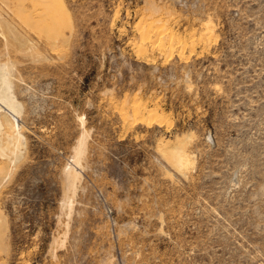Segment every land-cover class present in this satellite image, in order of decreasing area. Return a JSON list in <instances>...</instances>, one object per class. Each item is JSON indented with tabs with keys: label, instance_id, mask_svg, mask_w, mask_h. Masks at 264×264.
I'll return each instance as SVG.
<instances>
[{
	"label": "rangeland",
	"instance_id": "374dc122",
	"mask_svg": "<svg viewBox=\"0 0 264 264\" xmlns=\"http://www.w3.org/2000/svg\"><path fill=\"white\" fill-rule=\"evenodd\" d=\"M65 3L50 49L0 0V32L45 56L0 34L27 143L0 264H264V0ZM182 134L185 170L157 149Z\"/></svg>",
	"mask_w": 264,
	"mask_h": 264
},
{
	"label": "bare ground",
	"instance_id": "6f19581e",
	"mask_svg": "<svg viewBox=\"0 0 264 264\" xmlns=\"http://www.w3.org/2000/svg\"><path fill=\"white\" fill-rule=\"evenodd\" d=\"M16 1H18L20 5L18 8L14 9L15 10L14 14H17L23 20V22L27 24L30 30H32L33 33H35L38 37L45 38L46 42L44 43L47 46H49L50 49H55L57 47V45L55 44V41L61 36V33H60L61 26L69 22V16H68L69 13H68L65 0H27V3H28L27 6L26 5L24 6L22 3V1H25V0H16ZM153 23L155 22L153 21L150 24L147 23L148 25L144 26V28L142 29H139L141 30L140 32L142 33L141 38L149 36V33L147 32V30L150 28L153 29L152 28L154 27ZM157 23H158V19H157ZM158 24H160V21ZM165 25L166 24H164L162 29L159 28V30H161L160 31L161 34H159L158 37L169 40L175 36L174 35L175 32H173L172 29L170 30V28ZM159 27H161V25H159ZM5 28H8V27H5ZM205 28L207 30L209 29L210 31V27L208 25ZM163 29H165L164 32H162ZM6 32L10 33L9 39L10 40L13 39L12 42H14V40L18 42V43L15 42L16 43L14 45L15 47L12 46L11 44V47H14L16 52L25 51L24 54H26L27 51H30L32 54V60L34 61H38L40 60L41 57H45L44 55H42V52L40 51L41 45H39V43L41 42L40 40H38L39 41L38 43V41L34 39V35H33V38H31L30 40L28 38L26 39V36H25L26 46H22L21 43L24 42V40L21 41V39L23 38L22 37L23 34L21 35L19 31L13 32V29L8 28L7 30H5V32L4 31L0 32V34L2 33V35L6 38V40L8 39ZM33 33H31V36ZM140 42H141L140 44H143L142 43L143 41H140ZM151 43L153 44V42ZM21 46L24 48H21ZM142 46L139 45V47H141L142 49H145L144 46L143 47ZM9 50L10 48H7L6 52L8 53ZM9 54L11 53H8L7 55L9 56ZM27 55H30V54H27ZM3 59L5 60V58H2L0 61V187L3 186L4 183H6L5 182V180L7 179L6 177L12 175V171L15 172L13 168L18 167L21 161L23 160V158L25 157V155L23 154L22 148L23 147L26 148V144H27L25 142L26 140L22 133L23 126L19 119L21 118L22 104L16 99L12 91V87H13L12 76H13V70L16 67V64H15L16 61L13 60L15 61L13 62L9 60L8 58L4 61ZM141 103L142 102H140V104ZM140 104H137L134 110H136L137 108H140L141 106ZM187 135L184 134L182 137L176 138L174 142L172 143L165 142L163 141V139H162L163 141L162 143L159 140V143H161V145H159L158 143V146H157V149H159V152L162 151V156H164V158H166V160L169 161L170 164L172 163L174 166H176L175 168L179 167L177 169H181V170L182 169L185 170V167L187 165L189 166L190 161L193 162L192 160L189 159V156L187 154L188 149H187V152L185 150L186 143L189 138V136ZM81 149H82V146L79 145L78 149L75 151L73 155V161L75 164H79V160H80L79 156L82 151ZM73 170H76V169L73 168ZM72 177L74 178V176ZM4 218L6 217L5 216L3 217L2 214L0 213V239L2 238L1 233H3L4 224H5Z\"/></svg>",
	"mask_w": 264,
	"mask_h": 264
}]
</instances>
